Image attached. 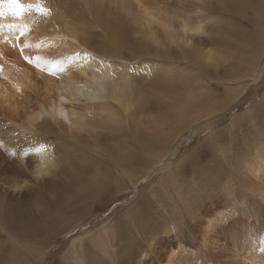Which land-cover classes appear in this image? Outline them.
Here are the masks:
<instances>
[{
	"label": "bare ground",
	"instance_id": "1",
	"mask_svg": "<svg viewBox=\"0 0 264 264\" xmlns=\"http://www.w3.org/2000/svg\"><path fill=\"white\" fill-rule=\"evenodd\" d=\"M71 1L73 5L83 6L85 12L79 13L77 20L72 21L59 20V16H55L58 28L52 30L37 26L34 15H31L34 7H25L19 16L0 8L3 13L0 15V53L4 50L8 53L0 55V78L4 79V83L0 84V174H4L5 178V183H0V220L21 228L28 221L27 208L33 206V202L26 204L33 186L51 192L49 178L56 166L52 159L54 153L42 142L35 140V144L24 145L26 149L23 150L16 143L21 142L18 135L30 137L37 129L54 130L55 126L65 133L69 143L65 148L73 152H82L86 148L92 153L98 152V138L100 132L105 131L117 140V144L102 155L109 162L111 171L121 172L122 179L133 188L142 181V169L148 168L146 173H149L157 164L160 165L152 173L168 169L179 148H184L185 131L199 122L198 129L189 134V139H193L200 130L206 131L222 115L223 105L219 109L217 103L212 105L209 98L191 91L189 87L178 94L168 91L174 85L183 84L180 73L168 70L170 75L166 76L163 71L161 74L156 71L151 80L153 89L144 91L140 87H146L136 85L139 80L134 72L128 70L136 65L127 66L126 63H135L142 53L150 50L161 57L172 55L177 60H185L186 68L198 73L211 69L216 73L220 68L225 69L226 76H231L226 80L224 92L226 107L244 96L246 76L252 77L250 82L256 84L264 72V39L260 41L257 36L252 39L256 45L251 46V55L244 61H238L236 68H232L236 66L232 62L235 53L233 55L228 47L234 39L230 34L232 28L221 34L223 44L218 46L223 49L204 45L214 29L222 31L230 16L240 15V11L255 0ZM20 2L25 6H44L42 0ZM86 13L90 17L88 24L84 20ZM219 14L223 16L218 17ZM79 22L82 23L77 24ZM186 24L189 28L187 33L183 31ZM21 25H27L29 29L20 41L21 45H29L24 48L23 54L15 46L14 39ZM93 28L105 33L106 46L112 50L109 56L95 55L90 52L91 47L84 43L89 36L88 30ZM197 28L200 30L196 31ZM130 54L135 58L128 62L126 58ZM24 56L40 57L41 67L35 60L26 62ZM69 56H77V59L69 63ZM113 59L125 63L111 64L108 60ZM54 63L62 65L64 70L56 69L49 73L46 69ZM237 68L240 69L239 74H236ZM29 69L35 73L30 74ZM169 77L175 79V83ZM37 80L42 83L40 87ZM20 96L32 99L35 103L32 111L24 107L25 102L19 99ZM129 110L131 112L127 114ZM76 145L84 148H76ZM13 152L18 155L14 169L16 177L9 174L5 163V158ZM166 158L167 161H164ZM133 167L138 168L135 173L128 170ZM246 170L253 180L247 177L246 172L244 186L256 192L264 203V150H256ZM110 173L103 176L96 172L86 178L82 189L95 194L97 187L106 183ZM226 214L221 210L211 214L212 217H206L194 245L189 244L191 242L188 243L187 239H176V236L174 241H170L168 236L162 241L149 240L148 247L139 255L136 264H264L263 245L253 242L252 233L247 228L234 224L237 219L234 212L228 217ZM251 218L250 213L244 215L248 221ZM228 219H231V224H228ZM230 225L232 229L228 227ZM161 234L167 235V232ZM185 234L189 236V233ZM218 238L221 239L218 241ZM9 239L18 243L15 236ZM182 242L189 246L185 247ZM21 246L25 251L32 250L30 255L41 254L28 244ZM100 248L107 253L108 248H104L103 243ZM9 250V255L0 264H22L27 259L17 254L11 245ZM148 254L147 258L151 261L145 263ZM72 259L76 264H83L76 247L72 249Z\"/></svg>",
	"mask_w": 264,
	"mask_h": 264
},
{
	"label": "rangeland",
	"instance_id": "2",
	"mask_svg": "<svg viewBox=\"0 0 264 264\" xmlns=\"http://www.w3.org/2000/svg\"><path fill=\"white\" fill-rule=\"evenodd\" d=\"M42 3L49 10L46 15H41L36 9H32L33 13H30L34 15L37 26L43 30L58 28L55 16H59V20L72 21L77 20L79 13L85 12L83 6L73 5L71 0H42ZM221 16L223 15H218ZM228 19L225 26H222V31L214 29L210 40L204 45L223 49L219 47L223 44L221 34L229 31V27L232 28L230 34L234 39L228 47L233 55L235 53L232 62L236 66L232 68H236L238 61H244L251 55V46L255 44L252 39L256 36L260 41L264 39V0H255L244 7L240 15H232ZM84 20L87 24L90 21L87 13ZM80 23L82 22L77 24ZM88 32L89 36L84 43L91 47L90 52L97 56H109L112 50L106 46L105 33L97 28ZM7 54L5 50L0 53L1 56ZM133 58L134 55L130 54L126 59L130 62ZM108 61L111 64L125 63L118 59ZM128 64L136 65L128 70L134 72L139 80V83L135 82L136 85L146 87H140L144 91L153 89L151 80L156 71L160 74L163 71L166 76L170 75L168 70L180 73L183 84L177 87L174 85L168 91L178 94L189 87L191 91L209 98L212 105L217 103L219 109L223 105L222 115L218 113L212 126L206 131L200 130L193 139H189V134L198 129L199 122L185 131L184 148H179L168 169L152 173L160 164L155 165L149 173H146L148 168L142 169V181L133 188L122 179L121 172L111 171L109 162L102 155L117 144V140L105 131L100 132L98 152L92 153L86 148L82 152L65 148L69 144L64 137L65 133L55 126L54 130L37 129L30 137L18 135L17 139L21 142L16 143L23 150L26 149L24 145L35 144V140L42 142L45 148L48 147L54 153L52 159L56 169L49 178L51 192L33 186L26 202H33V206L27 208L28 221L25 227L0 220V261L9 255L11 245L15 247L17 254L27 257L22 264H76L72 259L74 247L83 264H136L140 259L139 255L145 252L151 240L162 241L168 239V236L170 241L187 239L188 243L191 242L189 244L194 245L205 218L212 217L211 214L221 210L227 212L226 217L234 212L237 216L234 224L247 228L252 233L253 242L263 245L264 250V203L256 192L244 186L246 172L247 177L253 180L246 170L248 162H252L256 150H264V72L256 84L250 82L252 77L246 76L244 96L237 103L226 107L224 92L227 88L226 80L231 79V76H226L225 69L220 68L216 73L211 69L201 74L192 68H186L185 60H177L172 55L161 57L150 50L142 53L135 63H126L127 66ZM237 70L236 74H239L240 69ZM29 73L35 72L29 69ZM169 78L175 83V79ZM3 83L4 79L0 78V84ZM41 84L37 80L38 87ZM19 99L25 102L26 109L33 110L35 103L31 98L20 96ZM130 112L131 110L127 114ZM62 140L66 143H61ZM77 146L82 147L76 145V148ZM5 163L9 174L16 177L14 169L18 163L17 153H9ZM137 169L133 167L128 170L135 173ZM96 172L103 176L111 173L106 183L97 187L95 194L93 191L83 190V182ZM4 180V174H0V183H5ZM231 209L233 211L228 212ZM18 211L21 212L20 209ZM248 212L252 215L250 221L244 219ZM230 220L228 219V224H231ZM228 227L233 228L231 225ZM163 230L167 235L161 234L164 233ZM184 232L187 235L189 233V236ZM12 236L18 239V243L9 239ZM64 236L68 237L62 240ZM101 243L104 248H108L107 253L100 248ZM25 244L41 254L30 255L32 250L25 251L21 248ZM181 244L189 246L185 242ZM148 256L149 254L145 263L151 261Z\"/></svg>",
	"mask_w": 264,
	"mask_h": 264
},
{
	"label": "snow or ice",
	"instance_id": "3",
	"mask_svg": "<svg viewBox=\"0 0 264 264\" xmlns=\"http://www.w3.org/2000/svg\"><path fill=\"white\" fill-rule=\"evenodd\" d=\"M25 7L27 8H35L37 12H39L41 15H46L49 10L44 8L43 6H41L40 4H36V5H23L20 0H0V8H4L7 11H12L14 15L19 16L21 14V12L25 9ZM3 13L0 12V15H2ZM28 26L27 25H21L19 28V34L14 38L16 41V45L17 47L20 48L21 53L23 54V50L24 48L28 47V44H20L21 38L24 37L26 35V33L28 32ZM200 29L197 28L196 31H199ZM183 31H185V33H187L189 31V28L187 26V24L184 26ZM195 34V33H193ZM79 54H77L78 56ZM77 56H69L67 57V60L69 63L75 61L77 59ZM24 60L28 63H32L33 60H35L37 62V66L41 67V65L39 64L40 61V57H29V56H24L23 57ZM85 58H87V54H85ZM59 69V71H63V66L60 65L59 63H54L51 64L49 67H47V71L49 73H53L54 70Z\"/></svg>",
	"mask_w": 264,
	"mask_h": 264
}]
</instances>
